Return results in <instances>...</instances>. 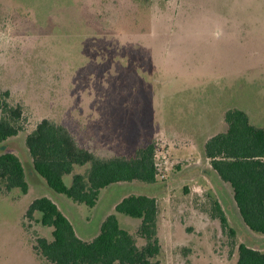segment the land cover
Masks as SVG:
<instances>
[{"label": "rangeland", "instance_id": "374dc122", "mask_svg": "<svg viewBox=\"0 0 264 264\" xmlns=\"http://www.w3.org/2000/svg\"><path fill=\"white\" fill-rule=\"evenodd\" d=\"M0 92L21 107L23 126L0 154L18 157L30 188L0 192V264H49L33 247L51 240V228L37 212L26 217L43 195L84 240L124 196L154 198L161 253L153 264H235L237 246L254 245L234 223L235 236L221 229L215 195L191 193L189 177L208 174L200 146L225 131L228 110L264 128V0H0ZM42 120L103 159L154 143L155 183L111 185L91 209L40 187L25 137ZM115 216L142 247L140 221Z\"/></svg>", "mask_w": 264, "mask_h": 264}, {"label": "trees", "instance_id": "16d2710c", "mask_svg": "<svg viewBox=\"0 0 264 264\" xmlns=\"http://www.w3.org/2000/svg\"><path fill=\"white\" fill-rule=\"evenodd\" d=\"M8 93L0 92V144L23 131L22 109L8 102ZM226 130L208 139L202 155L222 183L228 184L239 216L252 233L264 235V129L252 126L241 110L225 112ZM25 146L33 171L56 194L75 204L93 208L100 191L118 183L156 181L154 143L140 146L129 157H97L80 147L69 131L48 120L40 121L25 137ZM83 173H73L84 168ZM71 176L69 186L63 178ZM17 190L25 195L28 185L20 160L10 152L0 154V192ZM214 217L222 230L235 236L220 205L211 202ZM40 214L37 223L51 228V240L38 238L33 250L49 264H153L161 253L157 237L156 200L144 195L121 199L114 213L140 221L138 238L119 227L115 214L108 215L99 233L91 241L79 239L57 206L46 197L29 205L26 217ZM236 264H264V252L240 243Z\"/></svg>", "mask_w": 264, "mask_h": 264}, {"label": "crops", "instance_id": "0c3cea01", "mask_svg": "<svg viewBox=\"0 0 264 264\" xmlns=\"http://www.w3.org/2000/svg\"><path fill=\"white\" fill-rule=\"evenodd\" d=\"M210 113H211V111H210ZM205 115H207V113L205 114ZM247 115V114H246ZM210 117H211V115H210ZM249 119V118H248ZM249 122H250V120H249ZM206 123H208V122H206ZM250 124L252 125V126H255L254 124H252L251 122H250ZM209 127L208 128H212V122H211V118L209 119ZM226 125V124H225ZM255 127H258V126H255ZM259 128H261V127H259ZM264 129V128H263ZM226 130V129H225ZM224 132V131H223ZM223 132H221V133H223ZM217 135V134H216ZM214 135H212V136H210V137H207L206 139H204L203 141H202V144H201V146H200V148H201V150H202V148H203V145L205 144V142L208 140V139H210L211 137H213ZM184 149H186V148H183L182 149V147L181 146H178L177 148H176V151L178 152V154H180V156L181 155H185L186 153H185V151H184ZM200 150V149H199ZM202 152V151H201ZM202 159V160H201ZM200 160H201V163L204 165V170H206L207 172H208V174H206V173H199V174H193V175H191V177H189V179H190V183H192V184H190L191 186H190V190H191V193H193V194H197V195H200V193L201 192H209V191H211V193H213L214 195H215V200L214 201H216L219 205H220V208L222 209V211L224 212V214H225V216H226V218H227V221H228V225H229V227L230 228H232L233 230H234V232H236L235 231V229H234V227L232 226V224L231 223H234V224H236V226L239 228V229H241V230H243V231H248L249 233H250V237H251V239H253L252 241H253V243H254V245H249V244H245V243H242V244H244V245H246L247 247H250V248H252V249H255V250H257V251H260V252H264V235H259V234H255V233H252L251 231H249L247 228H246V226L243 224V222H242V220H241V218H240V216H239V213H238V211H237V208H236V206H235V203H234V201H233V198H232V192H231V189H230V187H229V185L228 184H225V183H222L220 180H219V178L217 177V175H216V173L211 169V167H210V165H209V161L207 160V159H204V157L202 156V153L200 154ZM198 163H199V161H198ZM194 165H197V163H194ZM34 180H35V178H33ZM37 180H35V182H36ZM42 182H38L37 181V185H39L40 187H42L43 188V185H45L46 186V184H45V182H43L44 184H41ZM28 185V184H27ZM44 186V187H45ZM47 187V186H46ZM29 185H28V190H27V193L29 192ZM44 189H46V188H44ZM47 189H48V187H47ZM47 192H48V190H46ZM26 193V194H27ZM48 193H50V192H48ZM25 194V195H26ZM51 195V194H50ZM128 196V195H127ZM43 197H46V198H48L50 201H52L56 206H57V203H56V201H54V200H52L51 199V197L50 196H48V195H43ZM124 197H126V196H124ZM123 197V198H124ZM41 198V197H40ZM123 198H121V199H123ZM121 199L119 200V201H121ZM35 200V199H34ZM34 200H32V201H34ZM31 201V202H32ZM118 201V202H119ZM30 202V203H31ZM118 202H116L114 205H111V209H113V211H114V207H115V205L118 203ZM63 204L64 205H66V206H68V207H70V205H68V203L67 202H63ZM95 207V206H94ZM93 207V208H94ZM57 208L61 211V213L63 214V212H62V210L57 206ZM64 215V214H63ZM231 216H232V218H231ZM107 217V216H106ZM105 217V218H106ZM104 218V219H105ZM232 220H233V222H232ZM235 220V221H234ZM69 221V220H68ZM103 221H101V223H102ZM101 225V224H100ZM100 228V227H99ZM99 233V232H98ZM245 233V232H244ZM76 234V233H75ZM237 234V233H236ZM98 235V234H97ZM97 235H95L94 237H96ZM76 236L78 237V235L76 234ZM85 236V235H84ZM93 237V238H94ZM79 238V237H78ZM92 238V239H93ZM79 239H81V238H79ZM92 239H89V240H84V239H81L82 241H91ZM236 260H237V256H236V258H235V264H236Z\"/></svg>", "mask_w": 264, "mask_h": 264}]
</instances>
